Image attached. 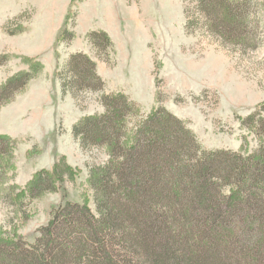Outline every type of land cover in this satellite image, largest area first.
I'll use <instances>...</instances> for the list:
<instances>
[{
    "label": "trees",
    "instance_id": "trees-1",
    "mask_svg": "<svg viewBox=\"0 0 264 264\" xmlns=\"http://www.w3.org/2000/svg\"><path fill=\"white\" fill-rule=\"evenodd\" d=\"M207 28L234 43L251 45L259 31L264 0H196ZM71 16L57 36L68 43ZM190 22L189 25H191ZM88 38L98 47L104 32ZM0 56V65L5 61ZM10 78L0 88V106L35 79L40 62ZM62 92H100L104 83L96 63L73 54L58 70ZM105 112L83 117L73 135L84 149L103 148L109 161L90 171L96 214L88 199L68 202L55 212L34 245L16 231L0 233V264H264V144L252 153L205 151L186 123L156 108L134 126L139 105L122 94L101 98ZM254 119V116L248 120ZM264 120L249 126L258 136ZM18 142L0 135V200L18 214L75 171L65 157L51 172L36 174L26 189L11 184ZM12 177V178H11Z\"/></svg>",
    "mask_w": 264,
    "mask_h": 264
},
{
    "label": "rangeland",
    "instance_id": "rangeland-1",
    "mask_svg": "<svg viewBox=\"0 0 264 264\" xmlns=\"http://www.w3.org/2000/svg\"><path fill=\"white\" fill-rule=\"evenodd\" d=\"M68 15L74 39L57 44ZM258 18L257 37L247 46L211 32L196 0H0V56L6 58L0 88L30 70L26 60L43 66L0 106V135L18 142L10 183L26 189L61 157L75 171L56 190L27 199L26 218L0 200V233L16 231L34 245L66 203L88 199L96 214L89 174L110 157L103 148L81 147L73 127L83 117L103 114L106 94L122 93L139 105L130 127L163 108L186 123L205 151L257 150L264 132L258 136L249 126L264 120V13ZM92 32L106 33L111 47L103 38L95 47L88 38ZM76 53L96 63L102 91H78L77 98L62 92L57 65L64 71Z\"/></svg>",
    "mask_w": 264,
    "mask_h": 264
}]
</instances>
